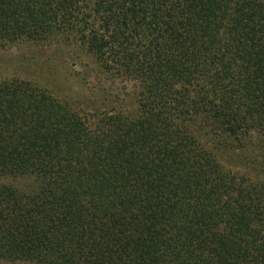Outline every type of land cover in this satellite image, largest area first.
Masks as SVG:
<instances>
[{"label": "trees", "instance_id": "obj_1", "mask_svg": "<svg viewBox=\"0 0 264 264\" xmlns=\"http://www.w3.org/2000/svg\"><path fill=\"white\" fill-rule=\"evenodd\" d=\"M0 44L99 83L0 78V264H264V0H0Z\"/></svg>", "mask_w": 264, "mask_h": 264}, {"label": "rangeland", "instance_id": "obj_2", "mask_svg": "<svg viewBox=\"0 0 264 264\" xmlns=\"http://www.w3.org/2000/svg\"><path fill=\"white\" fill-rule=\"evenodd\" d=\"M83 60L56 46L0 44V78L39 81L60 97L78 99L99 84L95 76L85 75Z\"/></svg>", "mask_w": 264, "mask_h": 264}]
</instances>
